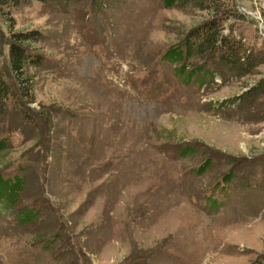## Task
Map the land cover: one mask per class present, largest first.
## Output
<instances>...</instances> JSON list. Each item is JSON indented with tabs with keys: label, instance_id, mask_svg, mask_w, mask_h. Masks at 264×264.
<instances>
[{
	"label": "rangeland",
	"instance_id": "374dc122",
	"mask_svg": "<svg viewBox=\"0 0 264 264\" xmlns=\"http://www.w3.org/2000/svg\"><path fill=\"white\" fill-rule=\"evenodd\" d=\"M168 1L0 13L15 92L10 39L38 37L33 101L0 105V264H264V0L214 1L262 61L241 76L185 51L209 1Z\"/></svg>",
	"mask_w": 264,
	"mask_h": 264
},
{
	"label": "trees",
	"instance_id": "16d2710c",
	"mask_svg": "<svg viewBox=\"0 0 264 264\" xmlns=\"http://www.w3.org/2000/svg\"><path fill=\"white\" fill-rule=\"evenodd\" d=\"M25 0H0V13L4 8L11 6H18L22 4ZM47 1V0H42ZM58 1V0H57ZM66 2L75 1V0H63ZM175 0H169L168 2L174 3ZM204 0H198L197 3L199 7L205 9L202 5ZM210 5L208 9L213 13V22L204 23L203 26L195 29L191 35V40H194V49L188 44L185 46L186 53L188 52H197L199 55H204L208 57H215V53L221 50L219 54V60L217 63L222 65L224 68L236 72V75H245L252 70V67L262 62L260 56L252 54L250 51H244L242 44L240 42L241 38L238 40L233 39V35L228 32H223V24H220V21H223L222 9L220 7L214 6L216 0H208ZM168 4V3H167ZM198 6V5H197ZM35 31H21L16 32L17 36L10 39V56H9V67L13 73L14 85L16 86V92L11 89V84H9L0 71V105L8 107V96L10 94H17L20 103H25L22 100L23 96L27 98V102L33 101V88L34 83L30 74H28V69L32 65H37L38 59H36V53L31 52L28 45L25 44V41L36 40L38 37L34 36ZM36 37V38H35ZM184 50V49H183ZM180 54L183 53L181 49L177 50ZM244 51V52H243ZM190 53V54H191ZM171 54V53H169ZM40 56V55H38ZM19 94H21L19 96ZM2 146L0 147V150ZM6 180H0V192L7 193L4 191V188H7L8 191L12 192L13 190L17 193L20 191L21 183L20 180H15L14 189L8 186ZM20 186V187H19ZM12 189V190H11Z\"/></svg>",
	"mask_w": 264,
	"mask_h": 264
},
{
	"label": "water",
	"instance_id": "95a60500",
	"mask_svg": "<svg viewBox=\"0 0 264 264\" xmlns=\"http://www.w3.org/2000/svg\"><path fill=\"white\" fill-rule=\"evenodd\" d=\"M252 17L256 18L258 21L261 22L260 17L253 15L252 13H249Z\"/></svg>",
	"mask_w": 264,
	"mask_h": 264
}]
</instances>
